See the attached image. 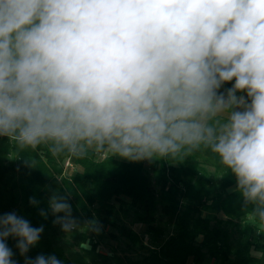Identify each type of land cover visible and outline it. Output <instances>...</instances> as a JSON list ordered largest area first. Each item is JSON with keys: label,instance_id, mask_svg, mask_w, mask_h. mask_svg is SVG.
I'll use <instances>...</instances> for the list:
<instances>
[{"label": "clouds", "instance_id": "obj_1", "mask_svg": "<svg viewBox=\"0 0 264 264\" xmlns=\"http://www.w3.org/2000/svg\"><path fill=\"white\" fill-rule=\"evenodd\" d=\"M0 137L81 159L208 149L264 225V0H0ZM49 207L77 226L67 197ZM43 230L0 214V264L9 237L25 264H62L26 256Z\"/></svg>", "mask_w": 264, "mask_h": 264}, {"label": "trees", "instance_id": "obj_2", "mask_svg": "<svg viewBox=\"0 0 264 264\" xmlns=\"http://www.w3.org/2000/svg\"><path fill=\"white\" fill-rule=\"evenodd\" d=\"M67 157L53 156L43 145L17 152L0 137V214L15 212L44 229L27 257L55 255L62 264H264V225L210 150L139 161L89 153L70 156L73 168L65 170ZM53 194L67 197L77 222L73 230L54 222L64 214L52 213ZM134 224L144 230L135 231ZM102 239L116 241L110 253L96 250ZM16 243L7 240L13 260L25 264ZM73 243L90 248L74 252Z\"/></svg>", "mask_w": 264, "mask_h": 264}, {"label": "rangeland", "instance_id": "obj_3", "mask_svg": "<svg viewBox=\"0 0 264 264\" xmlns=\"http://www.w3.org/2000/svg\"><path fill=\"white\" fill-rule=\"evenodd\" d=\"M122 158V157H120ZM125 159V158H123ZM71 169V168H69ZM132 228L137 231V232H142L144 230V225L142 224H134L132 226ZM116 246V241L112 240V239H102L99 241L96 250L102 253H110L111 248ZM71 250L74 252H80L83 253L84 250H88L90 248V245L88 243H84L81 245H76L73 243V245H71ZM97 264V263H94ZM207 264H211L210 262H208Z\"/></svg>", "mask_w": 264, "mask_h": 264}, {"label": "built area", "instance_id": "obj_4", "mask_svg": "<svg viewBox=\"0 0 264 264\" xmlns=\"http://www.w3.org/2000/svg\"><path fill=\"white\" fill-rule=\"evenodd\" d=\"M63 167L65 170H67L69 168H73V163H72L70 156L64 159Z\"/></svg>", "mask_w": 264, "mask_h": 264}, {"label": "crops", "instance_id": "obj_5", "mask_svg": "<svg viewBox=\"0 0 264 264\" xmlns=\"http://www.w3.org/2000/svg\"><path fill=\"white\" fill-rule=\"evenodd\" d=\"M240 95H244V93H241ZM260 264H262V263H260Z\"/></svg>", "mask_w": 264, "mask_h": 264}]
</instances>
